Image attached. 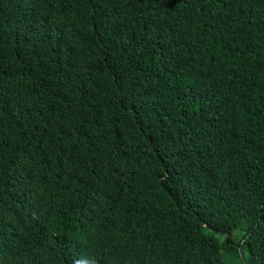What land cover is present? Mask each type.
Listing matches in <instances>:
<instances>
[{
  "label": "trees",
  "instance_id": "1",
  "mask_svg": "<svg viewBox=\"0 0 264 264\" xmlns=\"http://www.w3.org/2000/svg\"><path fill=\"white\" fill-rule=\"evenodd\" d=\"M0 0V264H264V0Z\"/></svg>",
  "mask_w": 264,
  "mask_h": 264
},
{
  "label": "snow or ice",
  "instance_id": "2",
  "mask_svg": "<svg viewBox=\"0 0 264 264\" xmlns=\"http://www.w3.org/2000/svg\"><path fill=\"white\" fill-rule=\"evenodd\" d=\"M160 2H161V4H162L163 6H167L166 3H165V0H160ZM175 2H176V0H175Z\"/></svg>",
  "mask_w": 264,
  "mask_h": 264
},
{
  "label": "clouds",
  "instance_id": "3",
  "mask_svg": "<svg viewBox=\"0 0 264 264\" xmlns=\"http://www.w3.org/2000/svg\"><path fill=\"white\" fill-rule=\"evenodd\" d=\"M91 264H95V260H92V261H91Z\"/></svg>",
  "mask_w": 264,
  "mask_h": 264
}]
</instances>
